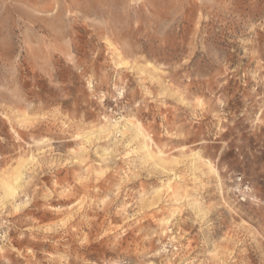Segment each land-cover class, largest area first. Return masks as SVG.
<instances>
[{"label":"rangeland","instance_id":"374dc122","mask_svg":"<svg viewBox=\"0 0 264 264\" xmlns=\"http://www.w3.org/2000/svg\"><path fill=\"white\" fill-rule=\"evenodd\" d=\"M0 264H264V0H0Z\"/></svg>","mask_w":264,"mask_h":264},{"label":"bare ground","instance_id":"6f19581e","mask_svg":"<svg viewBox=\"0 0 264 264\" xmlns=\"http://www.w3.org/2000/svg\"><path fill=\"white\" fill-rule=\"evenodd\" d=\"M123 118V117H122ZM125 120V118H124ZM123 121V120H122ZM122 121H113L112 124H109V126H115L117 129V133H123V130H126L129 128L130 125H132V122H130L129 119H126V122L123 124ZM139 132L141 135H143L145 138L149 139V137L145 134V132L143 131V128L141 127V125L139 124ZM161 153V152H160ZM23 174H21L20 172H17L14 177L12 178V182H6L4 184V187L6 189L5 192V196L7 197H14L17 193L18 187L22 184L23 182ZM172 186H170L169 183V189H171ZM176 212L173 213V216H175ZM169 222V220H167V223Z\"/></svg>","mask_w":264,"mask_h":264},{"label":"built area","instance_id":"2783aa9c","mask_svg":"<svg viewBox=\"0 0 264 264\" xmlns=\"http://www.w3.org/2000/svg\"><path fill=\"white\" fill-rule=\"evenodd\" d=\"M116 105V104H115ZM110 111H112V108H109ZM119 116V115H117ZM120 118V117H117ZM236 193L238 194L237 196L242 202H247L252 199L253 195L250 193L249 186H243L241 181H238L237 186L235 188Z\"/></svg>","mask_w":264,"mask_h":264}]
</instances>
